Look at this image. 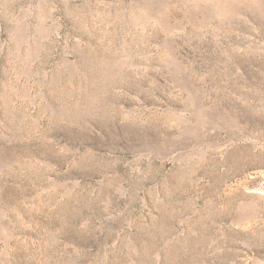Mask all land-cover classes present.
<instances>
[{
  "label": "rangeland",
  "instance_id": "1",
  "mask_svg": "<svg viewBox=\"0 0 264 264\" xmlns=\"http://www.w3.org/2000/svg\"><path fill=\"white\" fill-rule=\"evenodd\" d=\"M0 264H264V0H0Z\"/></svg>",
  "mask_w": 264,
  "mask_h": 264
}]
</instances>
